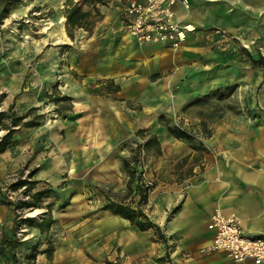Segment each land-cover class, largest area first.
<instances>
[{
    "label": "crops",
    "instance_id": "0c3cea01",
    "mask_svg": "<svg viewBox=\"0 0 264 264\" xmlns=\"http://www.w3.org/2000/svg\"><path fill=\"white\" fill-rule=\"evenodd\" d=\"M189 3L188 11L175 7L177 19L188 29L178 50L138 43L122 29L117 8L109 2L99 6L102 20L91 36L79 29L70 40L61 16L60 44L69 49L67 55H76L72 74L77 78L61 75L58 89L71 99L72 110L66 118L53 115L15 134L0 154V184L35 157L41 161L53 154L34 174L38 183L45 180L48 188L65 190L62 177L67 173L81 186L92 180L110 194L95 198L94 206L74 195L66 211L51 212L54 224L48 234L57 227L55 221L66 220V238L53 247L50 262L39 254L37 264H233L223 254L206 251L214 211L236 217L246 235L264 237V118H258L253 98L258 70L236 42L239 36H249L252 43L264 35V0ZM251 59L256 60L253 55ZM230 81L238 84L239 92L248 88L250 118L231 116L215 124L211 135H193L192 144L170 135L160 122V117L169 126L182 120L198 129L196 102ZM54 85L53 79H44L36 90H29L16 71L0 72V92L8 95L1 110L13 103L48 106L52 112L54 105L43 102ZM139 130L156 136L160 155L149 154L143 171L134 166L126 198L128 177L122 159L130 157L129 145ZM200 143L204 151L196 162L190 145ZM66 156H73V163L66 164ZM186 156L188 162L180 166ZM190 169L192 175L184 177ZM139 175L144 183L154 184L141 207L159 235L153 229L139 231L103 209L106 198L136 208ZM12 220L11 209L0 204V242L11 237Z\"/></svg>",
    "mask_w": 264,
    "mask_h": 264
},
{
    "label": "rangeland",
    "instance_id": "374dc122",
    "mask_svg": "<svg viewBox=\"0 0 264 264\" xmlns=\"http://www.w3.org/2000/svg\"><path fill=\"white\" fill-rule=\"evenodd\" d=\"M126 2L127 0L109 1V3L113 4V7L117 8L115 11L118 14ZM63 3L64 0H20L17 5L10 8L8 16L0 20V72L5 70L16 71L19 77L24 79V86L29 88V90H36L41 80L53 79L59 93L58 86L62 79L61 75L77 78L76 75L72 74L76 55H67L69 49L67 46L60 44L61 39L58 35L59 29L62 28L59 21L63 15V8L61 7ZM92 34H94V31ZM237 39L238 41L235 39L234 41L238 42V50L245 58L251 59V55H253L256 58L255 61L260 63V66L253 65L258 70V87L253 91V98L256 100L258 118L261 119L264 118V35H260L252 43L249 36H239ZM244 83L246 84L247 81L244 80ZM248 83H250L249 79ZM237 87L238 84L230 81L226 86L210 91L204 99L196 102L198 116L201 118L198 129L195 126L185 124L182 120L171 124V126L180 127L188 131L192 136L200 133L202 135H211L215 124L230 119L231 116L237 118L241 116L244 119L250 118L252 109H250L247 102V100H250V92H245L248 89L245 86H243L244 90L239 92L236 90ZM0 91H2L1 88ZM7 96L6 93L0 92V110L5 105ZM30 106L16 105L15 108L18 113H21ZM47 107L39 106L40 112L48 114V118H53L54 112H51V109L46 110ZM254 115L256 116V114ZM138 143H140V140L135 135L131 145H129L131 151L136 148ZM50 156L48 158L45 154L44 159H41V161H38L35 157L36 160L26 163L27 167L24 170V176L32 169L39 171L43 164L48 165V161L54 158L53 154ZM140 160H143L142 156ZM73 161V156H66V164L73 163ZM38 163L39 167L36 166ZM11 175L9 174L5 177L4 181L10 180ZM62 178L66 179L64 183L65 190L52 188L56 194L49 200L42 201L43 209L26 210L24 217H33L39 221L42 217L40 214L46 213L45 208L47 206H49L50 212L55 215L63 213L69 205V199L74 195L83 196L90 201L86 205L94 206L93 201L95 198L110 194L108 189L97 185L92 180H88L86 183L82 182L81 186V182L77 180V177L72 176V178H69L67 173H64ZM33 179L35 180L34 176ZM48 185L50 184L46 183L45 180H40L35 189L48 188ZM62 193L65 196H62ZM65 221H55L57 222V227L47 235L34 234L32 228L22 226L15 237V264H32V259L29 257L34 246L38 249L35 255L36 264L39 252L46 249L48 243L51 244L53 251V247L66 238V234L63 233ZM0 264H12L9 253L4 256L0 255Z\"/></svg>",
    "mask_w": 264,
    "mask_h": 264
},
{
    "label": "trees",
    "instance_id": "16d2710c",
    "mask_svg": "<svg viewBox=\"0 0 264 264\" xmlns=\"http://www.w3.org/2000/svg\"><path fill=\"white\" fill-rule=\"evenodd\" d=\"M20 0H0V20L5 19L10 11V8L17 5ZM110 0H81V2H74L73 0H64L63 3V17H64V29L66 36L73 40L74 32L81 29L85 31L89 36L92 35L95 26L102 20V15L99 11V6H105ZM252 65L260 66L259 61L250 59ZM45 103H52L54 105L53 112L56 117L66 118L71 110V99L67 96L61 95L57 91L56 85L52 87L50 92L44 94ZM39 107L31 106L25 111L18 113L15 110L14 104H10L5 110H0V154L3 153L14 141L15 134L22 128H33L39 126L48 117L45 113L40 112ZM160 122L165 124L167 132L177 139L187 140L192 142V135L182 128L177 126H169L168 121L164 117L159 118ZM136 137L140 140V143L136 145V148L132 150L129 158L122 159V167L127 174V193L126 198L130 196L131 189L130 183L135 177L134 166L140 165L143 171L145 166V158L149 154L160 155V144L155 135L150 134L144 130H139L136 133ZM192 144V143H191ZM192 150L196 152L194 161H199L201 153L204 151L203 145L200 143L196 145H190ZM143 160H140V157ZM189 156L182 158L179 162L180 166H184L188 162ZM24 165L20 170L12 174L10 180H5L0 184V204L8 206L13 214V226L11 237L0 242V255L9 253L12 264H15L16 258L14 254L15 237L22 228V226L28 228H35L40 235H47L50 231L54 220L51 216L50 208L47 206L46 213L40 214L42 217L37 221L33 217H24L26 210H42V201L52 198L56 192L51 188L35 189L38 184L37 180L33 179L36 169H32L24 176ZM202 169V166H200ZM141 171V173H142ZM185 176L192 175V170L185 171ZM139 188L137 207L134 208L131 203L116 202L106 198V203L103 205L104 210H108L120 217L129 221L132 227H135L139 231H146L153 229L156 234L159 235V229L155 226L143 212L142 204L146 202L149 191L153 188L154 184L144 183L139 175ZM14 196V197H13ZM37 247H32V253L29 258L32 259V264L35 263V255L37 254ZM40 254H45L48 262L51 261L52 248L48 243V247ZM50 264V263H46Z\"/></svg>",
    "mask_w": 264,
    "mask_h": 264
},
{
    "label": "built area",
    "instance_id": "2783aa9c",
    "mask_svg": "<svg viewBox=\"0 0 264 264\" xmlns=\"http://www.w3.org/2000/svg\"><path fill=\"white\" fill-rule=\"evenodd\" d=\"M176 6L190 9L189 0H127L119 22L138 43L178 50L188 29L177 19ZM207 228L213 233L207 252L223 254L233 264H264V237L246 235L236 217L214 211Z\"/></svg>",
    "mask_w": 264,
    "mask_h": 264
}]
</instances>
